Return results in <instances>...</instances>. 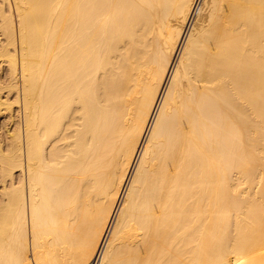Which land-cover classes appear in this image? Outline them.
I'll list each match as a JSON object with an SVG mask.
<instances>
[{
  "label": "bare ground",
  "instance_id": "6f19581e",
  "mask_svg": "<svg viewBox=\"0 0 264 264\" xmlns=\"http://www.w3.org/2000/svg\"><path fill=\"white\" fill-rule=\"evenodd\" d=\"M0 264H264V0H0Z\"/></svg>",
  "mask_w": 264,
  "mask_h": 264
},
{
  "label": "rangeland",
  "instance_id": "374dc122",
  "mask_svg": "<svg viewBox=\"0 0 264 264\" xmlns=\"http://www.w3.org/2000/svg\"><path fill=\"white\" fill-rule=\"evenodd\" d=\"M2 133H3V131H2Z\"/></svg>",
  "mask_w": 264,
  "mask_h": 264
}]
</instances>
